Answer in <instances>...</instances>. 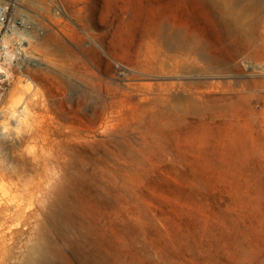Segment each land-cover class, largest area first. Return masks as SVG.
Masks as SVG:
<instances>
[{
	"label": "rangeland",
	"instance_id": "374dc122",
	"mask_svg": "<svg viewBox=\"0 0 264 264\" xmlns=\"http://www.w3.org/2000/svg\"><path fill=\"white\" fill-rule=\"evenodd\" d=\"M1 1L0 200L28 215L0 264L40 231L55 264H264V52L230 63L205 0Z\"/></svg>",
	"mask_w": 264,
	"mask_h": 264
},
{
	"label": "bare ground",
	"instance_id": "6f19581e",
	"mask_svg": "<svg viewBox=\"0 0 264 264\" xmlns=\"http://www.w3.org/2000/svg\"><path fill=\"white\" fill-rule=\"evenodd\" d=\"M205 1L209 8L212 9V13L216 17L218 23L224 29L226 36L231 40V43L239 47L238 54L234 58L232 56L228 58L231 61H229L230 63L235 64L234 62L239 56L252 57L260 51L264 52V32L259 31L264 28V2L259 0ZM7 9L8 5L4 2L3 10L0 14V23H3L4 21L3 18L6 14ZM159 25L155 28L157 30L155 37L157 38V41L161 45V47H163L164 51L174 52L177 56H180V58L182 60L184 59L185 61L194 60L197 58V54L201 52V48L197 39L194 38L193 33L188 31L183 32L175 22L171 24ZM181 64V60L176 62V66H180ZM246 83L249 87L259 86L261 84H264V79L259 81H248ZM13 115L17 124L23 123V121H25V119H23V110L14 111ZM37 131V129L34 132L31 131L30 135L34 136ZM67 159L68 158H64L62 165L63 167H68ZM64 173L68 175V169H65ZM12 175L20 177L19 172L8 176ZM2 176L0 177V179L3 178ZM29 186L38 187L39 183H35L31 180ZM21 199L23 200V198ZM56 200L58 201V199ZM21 201L19 200L17 195L10 196L9 199L6 200H0V243L4 244L5 246L13 245L6 242V232L12 233L15 231H20L21 227H19V225L22 223L21 218L28 215V213H21ZM58 204L62 205V203ZM16 218L18 222L14 225L8 223L9 221H14V219ZM48 245V232L40 231L32 246H28L29 249L26 255H24L25 257L23 256V261L21 262L20 260V264H55L54 260L51 257V251L49 250Z\"/></svg>",
	"mask_w": 264,
	"mask_h": 264
},
{
	"label": "built area",
	"instance_id": "2783aa9c",
	"mask_svg": "<svg viewBox=\"0 0 264 264\" xmlns=\"http://www.w3.org/2000/svg\"><path fill=\"white\" fill-rule=\"evenodd\" d=\"M3 5H4V2H2L1 0H0V14H1V11L3 10ZM7 12V11H6ZM4 21H3V23H0V26L2 25V24H4L5 23V20H6V14H5V16H4ZM1 51H2V45H1V42H0V56H1Z\"/></svg>",
	"mask_w": 264,
	"mask_h": 264
}]
</instances>
